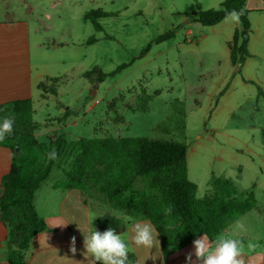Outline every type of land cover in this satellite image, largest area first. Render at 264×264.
I'll use <instances>...</instances> for the list:
<instances>
[{
    "label": "rangeland",
    "instance_id": "1",
    "mask_svg": "<svg viewBox=\"0 0 264 264\" xmlns=\"http://www.w3.org/2000/svg\"><path fill=\"white\" fill-rule=\"evenodd\" d=\"M24 1L0 0V21L28 20L35 69L44 73L42 81L59 78L47 80L56 94L42 87L32 98L40 140L64 133L74 140L146 136L185 142L197 197L212 193V178L221 176L233 182L239 198L253 191L258 203L264 201V11H250L249 53L233 62L228 44L236 23L204 25L188 15L217 8L222 0ZM92 9L110 14L99 19L102 30L84 18ZM171 29L174 37L156 41ZM92 35L96 41L88 42ZM93 68L114 74L96 81V74L85 76ZM61 177L54 168L37 190L39 214L57 205L50 185ZM101 203L105 211L124 214ZM251 212L235 219L229 234L239 221L246 231L238 233L253 242V233L262 232Z\"/></svg>",
    "mask_w": 264,
    "mask_h": 264
},
{
    "label": "trees",
    "instance_id": "2",
    "mask_svg": "<svg viewBox=\"0 0 264 264\" xmlns=\"http://www.w3.org/2000/svg\"><path fill=\"white\" fill-rule=\"evenodd\" d=\"M245 3L246 0H222L217 8L188 14L204 25H214L232 10H243L241 28L228 44L233 62H242L249 53L245 32L250 28V10ZM108 15L101 9H92L84 18L90 20L96 30H102L99 19ZM174 36L175 30L171 29L159 35L156 41ZM94 41L96 37L90 36L88 42ZM150 46L151 43L141 54ZM125 66L127 64H120L117 70ZM93 74L96 81H102L114 71L105 73L93 68L85 76L92 78ZM47 80L54 83L59 78L47 77L38 87H46L56 94L55 86ZM33 113L30 97L0 103V117H14L12 134L0 140V146L12 150L11 167L2 177L0 196V219L8 227L7 264H26L25 255L33 238L48 229L45 218L35 207V194L54 168L62 171L55 187L81 189L88 196L124 211L131 220H150L159 232L165 258L203 234L214 239L240 215L260 208L253 191L239 198L233 182L221 176L212 178V193L197 197V184L188 176L185 142L146 136L74 140L64 133L40 140L35 133L39 122L33 119ZM53 149L57 158L50 160L47 153ZM168 207L172 209L170 214L165 212ZM94 224L102 231L112 227L120 234L125 230L123 219L108 211L96 216Z\"/></svg>",
    "mask_w": 264,
    "mask_h": 264
},
{
    "label": "crops",
    "instance_id": "3",
    "mask_svg": "<svg viewBox=\"0 0 264 264\" xmlns=\"http://www.w3.org/2000/svg\"><path fill=\"white\" fill-rule=\"evenodd\" d=\"M245 5L250 11H264V0H246ZM240 28V23H236L235 31ZM43 78L44 73L35 69L32 62L31 26L29 21L26 19L0 21V103L11 99L33 98L35 93H40L38 85ZM11 159L12 150L9 147L0 146V196L3 193L2 177L10 170ZM50 187H52L51 192L53 194H58L57 205L54 207L47 205L46 212L40 214L45 218L48 229L39 232L33 238L25 255L26 264H92V261L87 260L84 256L83 232L89 233L95 228L102 232L94 224V218L106 212L103 209V204L78 188L64 189L55 187L54 183ZM36 195L37 191L35 194V207ZM51 196L53 195H49V197ZM263 205L264 201L259 203L257 201V206L260 208L250 210L251 213L257 215L258 227L256 228L262 232L261 234L253 233V235H258V237L253 238V243L257 245L254 251L249 252L247 250V244L250 241L248 233H238V237L245 245V251L241 257L244 264H264ZM119 217L125 223V230L119 235L129 247L126 264H186V255L194 251L193 243H190L165 258L161 238L158 235L160 251L155 253V248L151 250L155 255H159L154 261L149 256L152 253L143 248H136L130 239L134 222H152L148 219L131 220L125 213ZM225 230L229 234L231 231L230 226ZM7 236L8 227L0 219V264H7ZM73 238H75V253L71 251ZM97 264H100V262H97Z\"/></svg>",
    "mask_w": 264,
    "mask_h": 264
},
{
    "label": "clouds",
    "instance_id": "4",
    "mask_svg": "<svg viewBox=\"0 0 264 264\" xmlns=\"http://www.w3.org/2000/svg\"><path fill=\"white\" fill-rule=\"evenodd\" d=\"M243 10H232L226 14V19L233 23L240 22V16ZM14 117H0V140L13 132ZM50 160L57 158L55 149L47 153ZM171 207L165 209V212L170 214ZM235 230L233 234H228L225 230L217 234L213 240L205 234L193 240L194 251L186 255V264H244L241 258L245 251V245L238 238L239 231H246L245 226L239 221L235 222ZM159 232L156 227L148 221H137L133 223L131 228V243L136 248H143L152 253L155 248V253L160 251V241L158 239ZM83 247L84 256L87 260H91L92 264H126L129 247L124 239L117 231L109 227L104 231H99L96 228L89 233L83 232ZM257 245L251 241L247 244V250L252 252ZM71 251L76 252L75 238L72 240ZM152 253L151 258L155 261L159 255ZM148 256V257H149Z\"/></svg>",
    "mask_w": 264,
    "mask_h": 264
},
{
    "label": "water",
    "instance_id": "5",
    "mask_svg": "<svg viewBox=\"0 0 264 264\" xmlns=\"http://www.w3.org/2000/svg\"><path fill=\"white\" fill-rule=\"evenodd\" d=\"M91 93L93 94V91Z\"/></svg>",
    "mask_w": 264,
    "mask_h": 264
}]
</instances>
